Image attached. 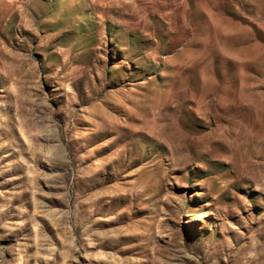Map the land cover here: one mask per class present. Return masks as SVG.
Segmentation results:
<instances>
[{
  "label": "rangeland",
  "instance_id": "1",
  "mask_svg": "<svg viewBox=\"0 0 264 264\" xmlns=\"http://www.w3.org/2000/svg\"><path fill=\"white\" fill-rule=\"evenodd\" d=\"M0 264H264V0H0Z\"/></svg>",
  "mask_w": 264,
  "mask_h": 264
}]
</instances>
